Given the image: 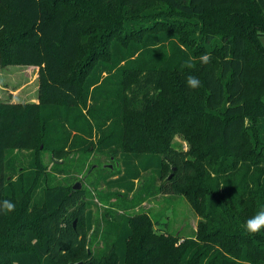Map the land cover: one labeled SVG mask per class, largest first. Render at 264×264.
<instances>
[{"label": "trees", "instance_id": "1", "mask_svg": "<svg viewBox=\"0 0 264 264\" xmlns=\"http://www.w3.org/2000/svg\"><path fill=\"white\" fill-rule=\"evenodd\" d=\"M262 36L264 0H0V63L39 67L37 102L0 100V201L22 203L0 212V264H264V229L244 227L264 210ZM93 151L121 159L102 166V219L57 183ZM141 178L144 199H189L195 236L119 213Z\"/></svg>", "mask_w": 264, "mask_h": 264}, {"label": "rangeland", "instance_id": "2", "mask_svg": "<svg viewBox=\"0 0 264 264\" xmlns=\"http://www.w3.org/2000/svg\"><path fill=\"white\" fill-rule=\"evenodd\" d=\"M262 44L264 45V36L261 37ZM39 67L34 65H22V64H9L2 65L0 63V100L12 101V102H37L39 96ZM173 144L179 149L187 150L190 145L188 140L180 134H175L173 138ZM43 147V145H41ZM90 156V157H89ZM87 157L86 153L82 154L75 152L68 160H60V164L67 166L68 172L65 175H58V184H65L73 190V186L76 183L81 185L78 190L85 191L91 190L95 195L94 203L92 207L98 218L102 219L104 214L110 207L109 203H102L99 200L100 194H106L108 188L104 184V181L100 179L102 174H108L107 170H103L102 166H109L113 170L119 167L120 157L111 159L109 153L99 154L93 151ZM40 157L43 161V170L50 169L49 163L53 159V154L49 150L41 152ZM24 165L27 166L31 160L29 152L23 154ZM73 160V162H72ZM74 165H69L68 163ZM121 162V161H120ZM76 164V165H75ZM92 165H97L94 169L89 168ZM108 172V173H104ZM87 175V177H85ZM143 178L136 180V187L134 193L129 194L125 201H119L121 206H126L125 209L115 207L119 213L122 214H143L150 217L159 231L169 232L171 234H178L180 237H193L196 235V230L201 216L193 208L191 202L184 194H157L155 196L147 197L144 199L141 191V184ZM121 192V191H120ZM139 197V198H137ZM143 201L136 206H132L135 200ZM21 205H15L14 214L20 212ZM110 207V208H109ZM13 214V212H11ZM29 220V215L25 221ZM156 220H159L161 224H156ZM104 221H102L103 223ZM160 228V229H159ZM14 232L12 231L11 234ZM13 239V238H11ZM89 250V249H88ZM85 260H80L78 262ZM77 263V262H76Z\"/></svg>", "mask_w": 264, "mask_h": 264}, {"label": "clouds", "instance_id": "3", "mask_svg": "<svg viewBox=\"0 0 264 264\" xmlns=\"http://www.w3.org/2000/svg\"><path fill=\"white\" fill-rule=\"evenodd\" d=\"M211 60V53L205 52L199 57V62L202 64H208ZM194 67V61L191 57L185 61L182 68L192 69ZM186 84L189 88L196 89L200 86V81L196 76L189 75L186 77ZM15 209V204L9 200L0 201V212H12ZM245 230L252 235L259 233L264 229V210L259 211L255 215L249 217L244 224Z\"/></svg>", "mask_w": 264, "mask_h": 264}, {"label": "water", "instance_id": "4", "mask_svg": "<svg viewBox=\"0 0 264 264\" xmlns=\"http://www.w3.org/2000/svg\"><path fill=\"white\" fill-rule=\"evenodd\" d=\"M81 188V185L79 183H76L74 186H73V190H78ZM71 264H84L82 261L81 262H77V263H71Z\"/></svg>", "mask_w": 264, "mask_h": 264}]
</instances>
